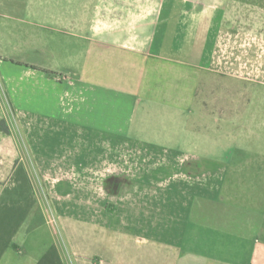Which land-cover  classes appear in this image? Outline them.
I'll use <instances>...</instances> for the list:
<instances>
[{"label": "crops", "instance_id": "obj_1", "mask_svg": "<svg viewBox=\"0 0 264 264\" xmlns=\"http://www.w3.org/2000/svg\"><path fill=\"white\" fill-rule=\"evenodd\" d=\"M0 7V264H264V0Z\"/></svg>", "mask_w": 264, "mask_h": 264}, {"label": "rangeland", "instance_id": "obj_2", "mask_svg": "<svg viewBox=\"0 0 264 264\" xmlns=\"http://www.w3.org/2000/svg\"><path fill=\"white\" fill-rule=\"evenodd\" d=\"M142 1L143 0H135V6H139V5H141L142 4ZM200 2H205V3H207V0H200ZM137 8V7H136ZM0 10H3V8H1L0 7ZM136 11H137V9H136ZM138 15H141V13H136V16H138ZM4 58V56H2V55H0V59H3ZM214 83L216 84V85H218V84H222V83H224L225 84V86H224V89H225V92H224V95L225 96H229L228 98H230V99H224V98H222V101H223V103H227L228 101H230L233 97H234V95H236L237 93H238V88H235V87H231L230 86V84L231 83H229V85L227 84V82H225V81H223V80H220V79H214ZM247 89V94H248V96H249V94H250V91H249V87H247L246 88ZM220 91H222V90H220ZM216 93H219V95H222V93L221 92H216ZM215 93V94H216ZM215 96V95H214ZM223 96V95H222ZM224 97V96H223Z\"/></svg>", "mask_w": 264, "mask_h": 264}, {"label": "trees", "instance_id": "obj_3", "mask_svg": "<svg viewBox=\"0 0 264 264\" xmlns=\"http://www.w3.org/2000/svg\"><path fill=\"white\" fill-rule=\"evenodd\" d=\"M2 126V123H0V127Z\"/></svg>", "mask_w": 264, "mask_h": 264}]
</instances>
